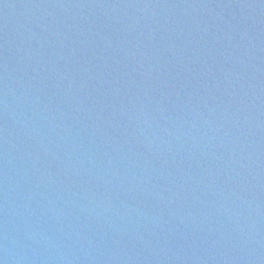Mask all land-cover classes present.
I'll list each match as a JSON object with an SVG mask.
<instances>
[{"label": "water", "instance_id": "1", "mask_svg": "<svg viewBox=\"0 0 264 264\" xmlns=\"http://www.w3.org/2000/svg\"><path fill=\"white\" fill-rule=\"evenodd\" d=\"M0 264H264V0H0Z\"/></svg>", "mask_w": 264, "mask_h": 264}]
</instances>
